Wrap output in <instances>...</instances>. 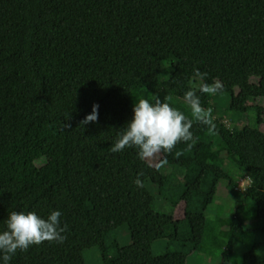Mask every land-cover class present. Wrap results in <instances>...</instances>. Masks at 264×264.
<instances>
[{
    "label": "trees",
    "instance_id": "trees-1",
    "mask_svg": "<svg viewBox=\"0 0 264 264\" xmlns=\"http://www.w3.org/2000/svg\"><path fill=\"white\" fill-rule=\"evenodd\" d=\"M194 67L217 94L199 93ZM189 89L213 127L192 115ZM156 97L191 120L192 140L156 164L135 149L112 152L133 104ZM221 97L257 127L225 125ZM93 104L97 121L81 124ZM262 125L264 0H0V230L12 211L59 209L67 225L63 243L30 246L11 264H71L92 251L101 264H264ZM221 183L230 216L216 204ZM160 198L184 216L156 211Z\"/></svg>",
    "mask_w": 264,
    "mask_h": 264
},
{
    "label": "clouds",
    "instance_id": "clouds-1",
    "mask_svg": "<svg viewBox=\"0 0 264 264\" xmlns=\"http://www.w3.org/2000/svg\"><path fill=\"white\" fill-rule=\"evenodd\" d=\"M192 75L200 81V94L218 93L219 84L204 82L207 73L194 67ZM183 100L197 120L209 127L214 126L212 109L202 107L201 97L195 89L185 91ZM98 108L97 104H93L91 112L84 116L81 124L96 122ZM191 127V120L168 102H162L158 97L154 102L148 98H140L133 104L131 118L111 145V151L116 153L129 148L135 149L137 158L144 161L160 153L171 152L177 143L191 141L193 138ZM142 175V172L136 174L133 180L136 187L143 186L140 179ZM61 215L59 209L51 210L46 218L34 211L8 213L4 220L5 227L0 230V264H11L18 252L27 251L30 246L40 245L45 241L63 243L66 239L64 233L67 232V225L61 224Z\"/></svg>",
    "mask_w": 264,
    "mask_h": 264
},
{
    "label": "rangeland",
    "instance_id": "rangeland-1",
    "mask_svg": "<svg viewBox=\"0 0 264 264\" xmlns=\"http://www.w3.org/2000/svg\"><path fill=\"white\" fill-rule=\"evenodd\" d=\"M191 60L189 58H187L184 62H183V67L187 68L188 65L190 64ZM239 70L241 72H246V69L243 67V65L238 66ZM216 103H218V108H219V113L220 116L223 117L224 123L225 125L229 126V127H236V126H244L246 124H250V127L256 128L257 126L255 125V121H254V117H253V121H252V114H245V115H241V117L236 116L235 113L231 110L228 109V99L225 97H221L218 98V100L216 99ZM214 102V104H216ZM252 121V122H251ZM262 131H264V125H262ZM201 140H203L204 142L208 143L211 141V138L209 137H205V136H201L200 137ZM158 155L151 158V160L156 164L158 161ZM148 160V159H147ZM241 189H245L246 187H248V181L243 179L240 182ZM183 193L182 190H178L177 191V196H180ZM163 200L160 198V200L156 201L155 203V210L160 212V213H165V214H169L171 215L175 220H179L184 216V207L182 204H179L176 207H170L168 205H166L165 203L162 202ZM216 204L220 205L223 207V213L225 216H230L231 213V208L233 207V201L231 196L228 195L227 193V189L225 187L224 183H221L218 191H217V199H216ZM212 215L216 214V210L211 212ZM219 222L221 223L222 220L219 219ZM229 220H227L224 223H221L222 225L228 224ZM125 233V234H123ZM118 238L119 241L121 242V244L123 245H128L131 243L130 240V236L128 234V232L126 231V229L122 230L119 232L118 234ZM166 249V241H158L154 244L153 246V253L155 255H160L163 254L165 252ZM244 247H239L237 253H235L234 256H240V254L242 255L245 250H243ZM243 250V251H241ZM86 260H84V256L81 254H74L71 257V264H101V259H100V255L99 254H95V252H88L86 255ZM199 262V258H195V256H190L188 264H198ZM201 263L206 262V259L203 258L201 261ZM214 264H220V259H217L216 261L213 262Z\"/></svg>",
    "mask_w": 264,
    "mask_h": 264
}]
</instances>
